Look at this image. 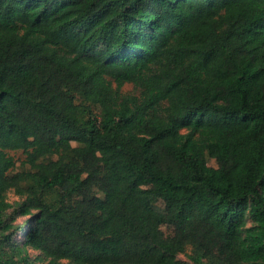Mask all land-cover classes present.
<instances>
[{
  "label": "trees",
  "instance_id": "16d2710c",
  "mask_svg": "<svg viewBox=\"0 0 264 264\" xmlns=\"http://www.w3.org/2000/svg\"><path fill=\"white\" fill-rule=\"evenodd\" d=\"M40 262L264 264V0H0V264Z\"/></svg>",
  "mask_w": 264,
  "mask_h": 264
},
{
  "label": "rangeland",
  "instance_id": "374dc122",
  "mask_svg": "<svg viewBox=\"0 0 264 264\" xmlns=\"http://www.w3.org/2000/svg\"><path fill=\"white\" fill-rule=\"evenodd\" d=\"M120 94H122V95L135 94V95H137L138 92L133 88L132 85L126 84L121 88ZM76 103L82 104V100L79 96L76 98ZM91 111L96 117L99 116L98 108L91 107ZM85 112H86V110H85ZM7 154H8V156L12 157L15 161V165H16L15 166V172L27 170V167L22 164V162L25 159V156L20 151H17V152L8 151ZM53 159H56V157H53ZM207 165L209 167L216 168L215 161L212 159H209V158H207ZM27 185L28 184H26L25 187ZM42 199H43L44 203L48 207H50L51 209H55L58 207H66L67 208V207L72 205V201H73V197H65L59 190L45 191L42 195ZM22 200H23L22 198L16 196L13 192H9L7 195V201L11 204L21 202ZM153 203L156 207L161 208V203L159 201H154ZM27 219H28L27 217L18 218L14 222V225L15 226L25 225V222ZM18 239H19V237H18ZM188 254H190V251H188ZM28 255L30 256V258L32 260H34L38 257L39 253L32 251V250H28ZM180 258L183 260H186V257H184V256H180ZM63 263L65 264L66 262H63ZM37 264H44V262H40Z\"/></svg>",
  "mask_w": 264,
  "mask_h": 264
}]
</instances>
